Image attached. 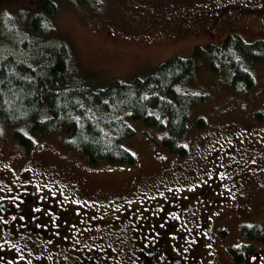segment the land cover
I'll return each instance as SVG.
<instances>
[{"label": "flooded vegetation", "instance_id": "1", "mask_svg": "<svg viewBox=\"0 0 264 264\" xmlns=\"http://www.w3.org/2000/svg\"><path fill=\"white\" fill-rule=\"evenodd\" d=\"M253 11L256 24L242 22ZM186 13L172 29L163 30L159 17L152 26L150 18L126 37L150 48L179 43L184 30L203 43L221 41L231 28L264 32V0H195ZM207 147L195 154L190 178L174 168L149 191L127 194L77 192L74 181L29 170L23 181L0 166V264H220L216 220L236 207L227 195L243 202L249 192H264V135L236 131ZM197 196L208 204L191 203Z\"/></svg>", "mask_w": 264, "mask_h": 264}, {"label": "rangeland", "instance_id": "2", "mask_svg": "<svg viewBox=\"0 0 264 264\" xmlns=\"http://www.w3.org/2000/svg\"><path fill=\"white\" fill-rule=\"evenodd\" d=\"M54 1L58 9L50 18V23L55 29V36L64 40L69 47L70 79L93 88L102 87L113 78L128 81L134 76H144L169 55L177 53L189 56L193 42L203 43L204 40H196L195 34L184 30L182 41L179 43L143 48L138 41L126 37L130 32L145 28L147 25L144 22L150 18V25L156 27V17L163 18V30L174 28L170 23L180 25L177 19H181V14L186 13L190 3L195 0H96L92 5L86 6L80 5L78 0ZM38 2L39 0H0V21L9 18V27L0 24V43L5 39L9 41V33L17 34L26 28V21L36 11ZM21 16L24 21L15 23ZM246 17L242 18V22L249 20L247 24H256V11L248 13ZM171 19H176V22ZM233 30L246 40L264 39V32L251 34L230 29L231 32ZM214 36L218 41L222 34L217 33ZM249 69L254 82L250 88L244 90L241 87L229 86L228 68L219 66L217 72H212L204 61L195 67L190 84L207 92L209 97L204 102L193 105L189 111L187 131L183 140L188 151L183 156L171 153L163 146V129L145 125L139 120H129L128 123L134 132L122 142L123 146L133 153L135 163H102L96 166L61 145L68 131L66 123L61 125L58 133L44 135L33 133L30 122L19 125L0 122V166L9 165L12 176L20 173L23 181L27 179L25 170L31 171L36 178L44 176L50 179L59 176L60 180L74 181L77 192L127 194L149 191L157 177L161 179L162 173L174 168L176 171H183V176L188 179V169L193 159L200 156L201 152L208 148L207 143H211L213 139L222 140L228 133L236 131L247 133L249 136L256 133L264 135V63H254ZM257 112L262 114V118L256 117ZM199 117L205 120L204 127H198ZM15 129L29 134L35 141L33 149L27 155L17 146L13 134ZM12 181L17 187V180ZM249 193L251 198L243 202L238 199L236 193L227 195L229 204H236V207L216 220V224L224 227L226 233L225 241L221 238L215 241L220 264H232L227 247L237 246L243 241L238 229L241 222H257L264 231V192ZM220 194L218 192L215 196ZM193 202L208 204L198 196L191 201ZM250 202L251 207L248 208ZM254 243L257 247L264 246V232ZM36 245L33 244L30 248ZM240 264H264V254L260 256L256 252L246 255Z\"/></svg>", "mask_w": 264, "mask_h": 264}, {"label": "trees", "instance_id": "3", "mask_svg": "<svg viewBox=\"0 0 264 264\" xmlns=\"http://www.w3.org/2000/svg\"><path fill=\"white\" fill-rule=\"evenodd\" d=\"M95 1L78 0L83 6ZM57 9L54 0H39L26 28L17 34L9 33V41L0 43V122H30L33 133L44 135L58 133L66 123L68 131L61 145L92 166L135 163L133 153L122 143L134 132L129 120L163 129V146L171 153L187 154L183 140L189 111L209 97L190 84L195 67L204 61L212 72H217L219 66L228 68L229 86L245 90L254 82L251 65L264 63L263 38L246 40L238 32H229L219 42L195 44L189 56H167L144 76L128 81L113 78L93 88L70 79L69 47L55 36L50 23ZM23 21L21 16L15 23ZM0 24L9 27V18ZM255 115L262 118L261 113ZM197 125L204 127L205 120L199 117ZM13 134L18 148L27 155L35 145L32 136L19 129ZM238 229L243 241L227 247L231 263L240 264L246 255L256 252L263 256L264 246L254 243L264 232L260 224L241 222ZM219 238L226 240L224 227Z\"/></svg>", "mask_w": 264, "mask_h": 264}]
</instances>
